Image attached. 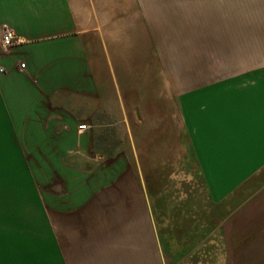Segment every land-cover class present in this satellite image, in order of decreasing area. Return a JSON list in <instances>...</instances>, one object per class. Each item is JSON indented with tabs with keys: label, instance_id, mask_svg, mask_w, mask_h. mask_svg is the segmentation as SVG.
<instances>
[{
	"label": "crops",
	"instance_id": "crops-1",
	"mask_svg": "<svg viewBox=\"0 0 264 264\" xmlns=\"http://www.w3.org/2000/svg\"><path fill=\"white\" fill-rule=\"evenodd\" d=\"M146 7L0 0V28L15 36L0 47L1 113L42 155L47 211L80 223L132 203L143 223L0 232V264H178L176 251L225 250L229 227L264 217V56L225 52L217 72L180 79ZM191 171L201 190L180 197Z\"/></svg>",
	"mask_w": 264,
	"mask_h": 264
},
{
	"label": "rangeland",
	"instance_id": "rangeland-1",
	"mask_svg": "<svg viewBox=\"0 0 264 264\" xmlns=\"http://www.w3.org/2000/svg\"><path fill=\"white\" fill-rule=\"evenodd\" d=\"M146 6L163 61L176 68L180 79L190 67L208 66L217 72L225 52L235 56L236 51H253L256 57L264 56V0H146ZM18 125L0 108V232L54 226L120 230L143 226L138 208L132 203H108L105 212L92 209L91 218L80 219V223L53 217L44 201L42 155L33 153L34 148ZM179 177L180 197L187 194L190 184H194L195 194L200 192L193 171L188 173L187 181L182 172ZM162 221L164 227L171 226V220ZM176 239L180 241L179 236ZM196 246L176 251L178 264H264V217L254 211L241 225L229 227L225 250L222 244L220 249L214 243L208 244L209 250L204 251L199 250L201 245Z\"/></svg>",
	"mask_w": 264,
	"mask_h": 264
},
{
	"label": "built area",
	"instance_id": "built-area-1",
	"mask_svg": "<svg viewBox=\"0 0 264 264\" xmlns=\"http://www.w3.org/2000/svg\"><path fill=\"white\" fill-rule=\"evenodd\" d=\"M14 41H15V36L14 33L12 32V30H10L9 28H3V30L1 31L0 34V47L3 51L7 52L8 50H10L13 45H14ZM23 64H20V68H23ZM78 129L80 131H84L86 129L85 125H80L78 127Z\"/></svg>",
	"mask_w": 264,
	"mask_h": 264
}]
</instances>
